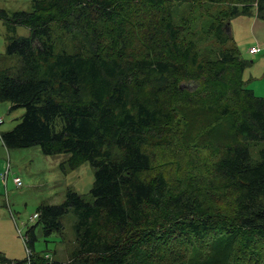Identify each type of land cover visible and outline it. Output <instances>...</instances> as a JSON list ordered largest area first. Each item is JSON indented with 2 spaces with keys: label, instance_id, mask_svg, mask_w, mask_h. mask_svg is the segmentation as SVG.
Segmentation results:
<instances>
[{
  "label": "trees",
  "instance_id": "trees-1",
  "mask_svg": "<svg viewBox=\"0 0 264 264\" xmlns=\"http://www.w3.org/2000/svg\"><path fill=\"white\" fill-rule=\"evenodd\" d=\"M205 1L232 3L208 27L222 48L213 59L201 58L169 16L159 14L160 29L149 22L173 2L197 0H34L30 13L0 9L8 29L29 31L6 46L18 68L0 69V102L24 110L0 133L3 145L66 153L69 169L88 162L95 170L92 203L68 190L60 205L37 208L25 235L27 264H264V97L246 88V62L226 46L224 20L253 9L264 21V0ZM58 32L75 44L68 48ZM184 81L196 84L192 92ZM190 108L209 119L195 133L187 129ZM174 120L182 123L177 139ZM223 123L229 142L201 141ZM175 144L189 161L197 149L211 151L205 179L194 175L192 161L174 186L163 166L153 171ZM250 146H260L256 161ZM69 210L76 246L67 261L34 253L35 228L61 234ZM211 244V259L188 261L195 251L207 255ZM0 263L19 264L1 254Z\"/></svg>",
  "mask_w": 264,
  "mask_h": 264
},
{
  "label": "rangeland",
  "instance_id": "rangeland-1",
  "mask_svg": "<svg viewBox=\"0 0 264 264\" xmlns=\"http://www.w3.org/2000/svg\"><path fill=\"white\" fill-rule=\"evenodd\" d=\"M34 0H0V9L4 10L8 15H12L14 12L24 11L32 12ZM232 4V3H231ZM226 3L210 4L205 0H197L195 3H177L173 2L169 4L163 13L153 12L150 15V21L154 24L155 28H159V14L160 19H165L169 16L175 26H180L182 34L188 40L193 41L196 44L197 51L200 53L201 58L207 56L213 59L214 56L222 51V48L217 44L215 38L210 34L208 27L214 23L217 18H221L227 12H229V6ZM143 15L141 16V19ZM226 18V17H225ZM140 19V20H141ZM146 19V20H145ZM143 19L147 23V18ZM228 23L231 39L227 42V47H233L237 50L238 54L246 62V67L243 72V81L246 83V88L253 91L256 97H264V21L259 19L255 15L253 9L248 13L240 12L234 16H229L224 19ZM142 21V22H143ZM153 26V28H154ZM79 29L78 32L81 31ZM159 31V30H158ZM29 31L23 26H16L14 30L8 29L5 21L0 19V69L16 70L19 64V57L16 55H7L6 46L10 38L14 37H28ZM148 36V35H147ZM147 36L143 38L147 40ZM158 34H154L153 37L157 41ZM66 39V41H64ZM58 40L64 42L68 48H70L74 41L67 39V34L58 32ZM225 46V47H226ZM257 48V54L250 55L248 50L250 47ZM223 47V46H222ZM134 49H144L140 46H135ZM182 87L193 91L196 84L191 81H184ZM198 108H190L186 110V120L188 132L195 133L198 129L206 126L208 118L198 114ZM24 114L23 109L10 110V103L0 102V118L3 123L0 125V133L10 131L19 121ZM181 120H174L170 124V129L173 130L174 136L177 139L182 132ZM204 130V129H202ZM226 123H223L217 129L209 131L207 137L205 133L201 141L210 138L218 145L229 142L230 138L227 134ZM184 139L183 137H181ZM209 139V140H211ZM167 148L163 157L158 158L157 162L153 165V171L158 170V167L163 168L169 181L173 186L178 181H183L186 171L191 170L185 167V163L188 164L192 161L194 175L196 177L203 176L205 179L207 162L212 159L211 151L208 154L204 151L198 150V153L191 155L190 159L187 153L181 151V149L175 144ZM260 146H250L251 156L253 161L258 158L257 151ZM3 146L0 141V152H2ZM12 153L11 157V174L8 178V186L6 194H2L0 197V204L4 209H8L7 202L10 204L9 208L12 212L14 221L15 235L18 240L14 239L13 245L9 246L0 241L2 249L8 251L9 256L14 255L11 259L12 262L19 264H27L25 262L27 258L26 248L23 244L22 237L26 235V231L37 223V218L33 221L30 220L36 215L37 208L41 205H60L66 198V194L69 191L78 193L85 203H92L93 199L90 195V190L94 180V168L89 165L88 162H84L78 167L69 169L67 160L68 154L58 155H44L38 146H34L27 149L8 150ZM200 154V155H198ZM4 157V152H3ZM176 157L180 159L176 161ZM6 160V159H5ZM64 164L65 168H61ZM155 167V168H154ZM12 170L18 175L22 181V187L18 188L15 184H12ZM199 171H201L198 175ZM186 173V174H185ZM144 173L142 174V176ZM1 184L2 181L0 180ZM2 222V220H0ZM75 216L73 210H69L68 214L61 218L64 230L61 234L54 233L47 237L43 234L41 226L35 228V242L34 253L38 255H48L51 259L56 261H67L71 255L72 250L75 248V234L73 230V224ZM161 245H167L164 244ZM158 247L161 246L157 244ZM210 251H207V255L201 253V251H195L188 261L196 262L197 260L207 261L206 258H210L213 254V246L211 244ZM174 248L165 249V252L174 251ZM264 251V246L261 249ZM11 264V263H0Z\"/></svg>",
  "mask_w": 264,
  "mask_h": 264
},
{
  "label": "crops",
  "instance_id": "crops-1",
  "mask_svg": "<svg viewBox=\"0 0 264 264\" xmlns=\"http://www.w3.org/2000/svg\"><path fill=\"white\" fill-rule=\"evenodd\" d=\"M1 145L3 146L4 150L0 152V180L2 181V184L0 182V197L2 196V194H6V191H7L6 189L8 186V178H9V175L11 174V168H12V163H11L12 153L8 152V149L3 145L2 141H1ZM3 152H4V157H3ZM7 168H8V174L6 177V181L4 182L1 176L2 174H4ZM16 177L20 178L12 170V184H11L12 186L14 184L13 178H16ZM2 205L3 204H0V220H2V222L0 221V241H2L6 245L8 244L9 246L10 245L12 246L14 241L16 239L18 240L17 236L15 235V228H14L12 212L9 208L10 204L8 202L6 205L8 206V209H4ZM0 247H2V245ZM0 254L4 256L7 260L8 258L11 259L14 256V255L9 256V253L7 250H5V248L4 249L0 248ZM9 261H12V260H9Z\"/></svg>",
  "mask_w": 264,
  "mask_h": 264
},
{
  "label": "built area",
  "instance_id": "built-area-1",
  "mask_svg": "<svg viewBox=\"0 0 264 264\" xmlns=\"http://www.w3.org/2000/svg\"><path fill=\"white\" fill-rule=\"evenodd\" d=\"M248 53L250 55H255L257 54V48L255 47H251L249 50H248ZM3 123V120L0 118V125ZM7 174H8V168L6 169V171L4 172V174H2V180L5 182L6 181V177H7ZM13 183L15 184L16 187L20 188L22 187V181L20 178L16 177V178H13ZM37 218V215L33 216L30 220H34ZM22 240H23V244L26 248V253H27V257H29L30 255V250L27 248L26 246V242H27V238L24 236L22 237Z\"/></svg>",
  "mask_w": 264,
  "mask_h": 264
}]
</instances>
